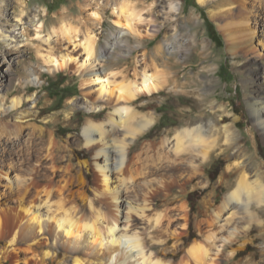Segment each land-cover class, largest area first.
<instances>
[{
  "label": "bare ground",
  "instance_id": "obj_1",
  "mask_svg": "<svg viewBox=\"0 0 264 264\" xmlns=\"http://www.w3.org/2000/svg\"><path fill=\"white\" fill-rule=\"evenodd\" d=\"M115 1L92 3L106 13L112 9L110 21L116 31L107 37L109 48L132 49L143 45L144 37L156 35L143 34L138 28L142 16L135 5H131L132 0H121L113 5ZM199 1L213 3L211 14L217 19L231 53L240 51L248 57L257 51L256 41L264 48V25L256 19L260 15L264 23V0ZM15 2L13 18L3 11L0 47L4 49H0V69L6 56H12L23 47L38 60L42 58L51 70L67 69L72 62L76 63L78 71L91 66L88 62L96 56L99 41L92 27L100 22L103 29L105 13L96 11L90 15L91 28L87 29L84 39L77 42L73 40V26L66 23L59 29L48 27L43 37L41 31L46 29L45 22L36 18L37 13L33 12L35 9L30 10L29 1ZM170 6L172 12L178 11L173 1ZM165 7L166 0H157L149 11L155 15L160 12H156L157 8ZM84 12L81 6H75V10L60 17L68 19ZM32 32L34 37L25 41L24 36L29 38ZM55 35L67 38L72 50L57 55ZM131 39L137 43H132ZM151 55L149 65H153L154 70L148 72L146 68L147 71L140 73V69L135 68V77L128 80L125 76L117 82L115 76L119 72H110L113 76L109 74L105 80L94 66L83 74V86L99 85L102 103H93L91 108L96 113L109 109L105 118L93 115L86 120L83 139L59 140L55 131L37 123L26 125L27 120L38 114L34 110V103L38 101L33 100L25 112L21 110L26 101L24 96L12 97L11 92L6 95L0 92V158L12 161L7 170L0 169V237L5 240L7 249L21 244L34 252L40 242L38 237L43 235L41 238L53 239L42 254L48 263L57 262V256L62 254L57 264H65L70 257L72 264H240L241 260L234 261V258L245 249L244 243L239 250L231 249L228 254L226 250L242 236L249 237L258 231L264 254V162L255 164L249 160L248 149L244 147L248 141L239 142L235 123L222 124L227 115L217 113H226L224 105L216 104L209 94L194 93L195 107L185 111L173 138L167 133L161 139L138 143L156 119L153 112L141 113L134 103L140 97L166 89L177 90L180 86L174 74L167 75L155 63L162 60L173 67L176 61L167 58L162 47ZM32 60L34 56L22 61L24 74L28 76L32 70L26 68V64H33ZM2 88L4 84L0 80ZM247 105L253 126L264 140V96L253 94ZM206 107L210 110H205ZM66 113L71 117V112ZM27 126H31L29 132H26ZM221 133L225 142L221 152L233 149L236 156L228 166L226 184L232 186L237 176L236 186L219 202L216 196L212 201L205 200L204 216L198 222L200 237L194 238L186 253L179 257L178 244L168 247L175 233L166 223L165 228V215L157 208L165 205L163 202L174 200L171 198L173 186L180 180L187 182L196 175H204V164L220 145ZM81 143L90 158H80L76 164L75 158L81 157L78 154ZM88 174L93 175L91 180ZM51 247L56 250L52 251ZM252 258L248 263L252 264Z\"/></svg>",
  "mask_w": 264,
  "mask_h": 264
},
{
  "label": "rangeland",
  "instance_id": "obj_2",
  "mask_svg": "<svg viewBox=\"0 0 264 264\" xmlns=\"http://www.w3.org/2000/svg\"><path fill=\"white\" fill-rule=\"evenodd\" d=\"M15 1L0 0V26L3 11L6 10L10 18L14 17ZM28 1L30 10L35 9L33 12L37 13L36 18H40L41 21L45 22L46 29H43L44 32L41 31L43 37L48 33V27L52 29L56 26L59 29L62 24L66 23L73 26V34L75 35L73 40L76 39L79 42L84 39L87 29L91 28L90 15L96 11L101 14L105 13L107 17L104 21L105 24L103 23V29L100 28V22L92 27L94 33L98 34L99 41L96 43V56L91 57L90 62H88V64H93L91 66H94L95 71H98L102 78L105 77V80L107 75L113 76L110 72H119L115 76V80L120 82L125 76L126 80L135 77V68H139L140 73L146 68L148 72L153 71V65H149L152 63L150 60L151 52L159 47H162L166 56L168 55L167 58H170L173 62L176 61L173 67H171V64L163 63L162 60L155 63L167 75L174 74V79L180 85L179 88L177 90L166 89L152 96H143L134 103L141 113L150 114L153 112L156 119L154 126L140 138L138 143L161 139L167 133H171L170 137L173 138L175 135L174 129L182 123L185 111L195 107L192 94L200 92L204 96L209 94L216 104L226 107V113L218 111L217 114L227 115L222 124L234 125L235 123L234 129L237 131L241 144H245L244 140L247 139L248 143L244 147L248 149L247 157L249 160L255 164L264 162V140L253 126L247 105L248 98L253 94L261 93L264 96V48L256 41L257 51L248 57H245L240 51L235 54L231 53L228 50L224 33L217 24V19L211 14V10L214 8L212 2L202 4L199 0H166V7L164 9L157 8L156 12L159 10L160 12L152 15L149 9L156 4L157 0H143L140 3L132 0L131 5L133 7L135 5L134 8L142 16L138 28L143 34L147 35L151 32L156 35L144 37L142 40L143 45L129 49L126 46L123 48L119 46L109 48L107 45V37L110 36L111 32L116 31L114 24L111 22L113 18L112 9L106 13L103 8L97 9L92 5L93 2L97 3L98 1V3H101L103 0ZM120 1L113 2V5ZM172 1L177 5L178 11H171L170 4ZM75 6H81L85 12L72 15L68 19L60 17L67 14L71 9L75 10ZM260 14L263 15V11ZM261 17L259 15L256 19L264 25ZM207 19L215 25L220 34L221 45L210 38ZM32 33L29 38L25 35L24 40L29 41L30 36L31 38L34 37V32ZM55 37L54 46L57 55L72 50L70 41L67 38H64L63 35H55ZM131 41L134 44L137 43L134 39H131ZM0 49H4V47H0ZM78 49L85 54L80 46ZM27 50L28 48L23 47L21 51H14L12 56H6L4 59V64L0 69V80L3 82L4 88L0 89V92L5 95L11 92L12 97L14 95L24 96L26 101L21 110L25 112L33 104V100L38 101L34 103L36 106L34 110L38 111V114L33 116L30 121L27 120L26 125L37 123L44 128L55 131L59 140H67L71 137L73 139L76 137L83 139L82 129L86 120L93 115L97 118H105L109 111L107 108L105 111L96 113L91 108L93 103H102L98 83H91L87 86L82 84L83 74L89 72L93 67L90 66L86 70L80 69L79 71L83 72L81 73L77 70L76 63L72 62L67 69L55 70L52 68L51 70L48 69V65L42 58L38 60L33 53ZM32 56H34L33 64H26V68L32 70L28 76L24 74L23 66L25 64L22 61L29 60ZM257 61L258 64H256ZM250 70L252 71L251 74L249 73ZM250 77L255 79L250 80ZM111 79L114 78L111 77ZM184 82L187 83V86ZM205 110H210V107H206ZM66 112H71V117ZM26 129V132H29L31 126H27ZM253 134H255L254 137ZM219 142L220 145L217 146L211 158L204 164V175H196L187 182L180 180L174 185L175 187L173 186L171 198L174 200L170 203L163 202L165 205L157 208V210L163 211L165 215L163 218L165 228L168 227L171 232L175 233L168 247L171 248L173 244H178L180 248L179 257L186 253L194 238L200 237L198 222L204 216L205 200L212 201L216 196L217 202H219L226 192L236 186L237 176H234L232 186L228 187L226 184L228 166L234 162L236 156L233 149L221 152V148L225 147L223 145L225 143L223 133L220 135ZM78 148L81 149L79 151L81 153H78L81 157L75 158L74 162L76 164H78L80 158L82 160L90 158L89 153H85L86 148L83 143ZM69 156L70 154H68ZM10 163L12 161L9 159L3 160V158H0V169L7 170ZM94 171L95 169L92 167V173ZM88 177L91 180L93 175L88 174ZM16 205L17 203L14 202L13 206ZM185 207L187 208L185 209ZM139 224L142 226L141 222ZM42 236L38 237L40 242L35 245L37 250L34 252L21 244L10 246L7 249L5 240L0 237V264H57L63 255L57 256V262L48 263L42 254L48 244L53 243V239L41 238ZM241 243H244L245 249L239 251L234 261L241 260L240 264H250L248 260L253 257L252 264H264L263 244L258 231L252 232L249 237L242 236L239 241L234 243V248L227 249L226 253L228 254L231 249L239 250ZM51 249L52 251L56 250L55 247H51ZM102 256L100 253V257ZM66 263L72 264L71 257L66 260Z\"/></svg>",
  "mask_w": 264,
  "mask_h": 264
},
{
  "label": "trees",
  "instance_id": "obj_3",
  "mask_svg": "<svg viewBox=\"0 0 264 264\" xmlns=\"http://www.w3.org/2000/svg\"><path fill=\"white\" fill-rule=\"evenodd\" d=\"M207 27H208V31H209V36L210 38L216 42L217 44H220L221 45V36L220 34L218 33V31L216 30L215 28V25L207 19Z\"/></svg>",
  "mask_w": 264,
  "mask_h": 264
}]
</instances>
